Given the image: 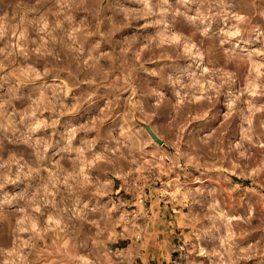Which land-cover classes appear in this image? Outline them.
Returning <instances> with one entry per match:
<instances>
[{"label":"rangeland","instance_id":"rangeland-1","mask_svg":"<svg viewBox=\"0 0 264 264\" xmlns=\"http://www.w3.org/2000/svg\"><path fill=\"white\" fill-rule=\"evenodd\" d=\"M0 264H264V0H0Z\"/></svg>","mask_w":264,"mask_h":264},{"label":"bare ground","instance_id":"bare-ground-1","mask_svg":"<svg viewBox=\"0 0 264 264\" xmlns=\"http://www.w3.org/2000/svg\"><path fill=\"white\" fill-rule=\"evenodd\" d=\"M193 62H195V61H193ZM166 184H167V183H166ZM163 190H164V192H165L167 195H169V196H171V197H174V196H175L174 193L170 191V184H169V185H166V186L163 188Z\"/></svg>","mask_w":264,"mask_h":264}]
</instances>
